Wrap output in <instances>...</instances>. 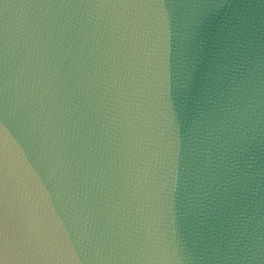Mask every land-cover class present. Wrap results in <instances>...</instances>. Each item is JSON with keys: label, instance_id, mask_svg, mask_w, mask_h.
Listing matches in <instances>:
<instances>
[{"label": "water", "instance_id": "obj_1", "mask_svg": "<svg viewBox=\"0 0 264 264\" xmlns=\"http://www.w3.org/2000/svg\"><path fill=\"white\" fill-rule=\"evenodd\" d=\"M0 264H264V0H0Z\"/></svg>", "mask_w": 264, "mask_h": 264}]
</instances>
